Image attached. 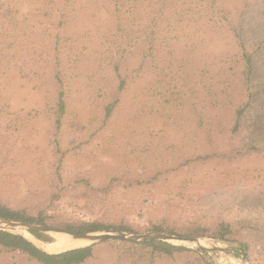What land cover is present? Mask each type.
<instances>
[{"label":"trees","instance_id":"obj_1","mask_svg":"<svg viewBox=\"0 0 264 264\" xmlns=\"http://www.w3.org/2000/svg\"><path fill=\"white\" fill-rule=\"evenodd\" d=\"M78 55L88 56L89 72L75 67ZM9 68L49 95V143L58 161L45 186L29 190L21 207L1 204L0 216L73 233L209 236L239 243L250 264H264V213H223L249 196L264 207V139L250 135L255 109L264 112V0H0V88ZM135 86L147 113L187 117L185 137L199 135L201 144L178 159L149 155L164 136L133 130L123 166L105 179L83 171L78 162L87 156L76 149L90 140L76 137L89 126L76 114L69 118L72 97L100 124L94 136L111 127ZM1 157L10 156L2 150ZM61 206L88 217H67ZM2 253L37 264H86L101 254L100 264H212L194 249L157 239L49 254L0 230Z\"/></svg>","mask_w":264,"mask_h":264},{"label":"rangeland","instance_id":"obj_2","mask_svg":"<svg viewBox=\"0 0 264 264\" xmlns=\"http://www.w3.org/2000/svg\"><path fill=\"white\" fill-rule=\"evenodd\" d=\"M142 51L141 45L134 48L135 56L138 59ZM75 67L84 69L86 72L92 69L88 56L82 55L77 56ZM142 95L136 86L135 89H130L127 97L116 110L117 113L112 119L111 127L100 129L94 136L92 133L99 129L100 124L90 118L89 107L79 100L78 95L75 98L72 97L69 118H75L76 114L82 123L89 126V131L87 130L85 136L76 137L80 140H90L87 144H83L82 141V146L76 149V155L87 156L78 162L79 168H82L83 171L92 168L91 175L95 173L96 177L100 179L108 178L113 171L123 166L125 136L133 130L160 132L157 137L164 136L163 146L155 150V146L152 145L147 153L149 155L168 153L178 159L185 151L193 150V147L201 144L199 135L192 134L185 137L186 132L183 129L189 124L187 117H178L170 113L161 116L147 113L141 104ZM50 103L49 95L43 89L36 88L32 80L22 76L14 68H9L6 71L0 88V106L2 107V112H0V151L3 150V153L10 157L8 160L0 158V205L21 207L28 191L38 190L45 186L47 178L51 177L50 171L56 166L58 159L49 143L48 110ZM37 112L39 114L35 116ZM99 114L100 111H98ZM253 115V125H251L253 129L250 135L252 140L260 141L264 139V112H261L257 107ZM69 136L73 137V133ZM132 138L134 139V137ZM90 162L93 165L91 164L89 167ZM74 165L73 162L72 166ZM232 183L233 181L230 182V184ZM252 183L247 182L246 185L250 186ZM60 208L66 211L67 217H88L85 212L79 210L67 209L62 206ZM261 212L264 213L263 205L257 203L250 196L231 203L230 210H223V213L232 219L258 218ZM52 237L54 240L46 242L47 244L58 246L64 243L61 237ZM228 245L241 246L239 243L230 242ZM102 255L96 258L97 261L92 259L86 264H100ZM208 255L213 259H207L212 264H216L214 259H217L220 264H242L239 253L234 255L208 252ZM20 256L2 253L0 254V264H37L28 262ZM247 262L250 264L248 259Z\"/></svg>","mask_w":264,"mask_h":264},{"label":"water","instance_id":"obj_3","mask_svg":"<svg viewBox=\"0 0 264 264\" xmlns=\"http://www.w3.org/2000/svg\"><path fill=\"white\" fill-rule=\"evenodd\" d=\"M0 230L22 236L32 242L36 247L49 254H58L72 249L85 248L103 243L105 241L143 242L157 239L173 245L194 249L200 252L208 260L213 259H211L208 253L205 252L206 250L208 252H219L222 254L236 255V253H239L241 255V263L248 264L247 253L241 246L228 245V242L226 241L217 239L214 240L210 237L178 236L155 230L147 231L144 233H135L117 229H110L86 233H73L59 227L42 225L18 218H10L4 216H0ZM32 231H38L50 236H58L64 238L65 240L68 239L74 242H79V245L68 248H60L58 246L51 247L52 244H47L46 242L38 239L32 233ZM48 245H50L51 248L48 249ZM214 261L216 262V264H220L217 259H214Z\"/></svg>","mask_w":264,"mask_h":264},{"label":"bare ground","instance_id":"obj_4","mask_svg":"<svg viewBox=\"0 0 264 264\" xmlns=\"http://www.w3.org/2000/svg\"><path fill=\"white\" fill-rule=\"evenodd\" d=\"M61 240L64 242L62 243L61 245H58V247L60 248H68V247H73V246H76V245H79V242H74L72 240H65L64 238L61 237ZM53 247V246H51ZM50 245L47 246V248H51ZM55 248V247H54Z\"/></svg>","mask_w":264,"mask_h":264}]
</instances>
